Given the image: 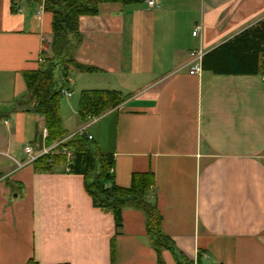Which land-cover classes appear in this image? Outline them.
I'll return each instance as SVG.
<instances>
[{
  "label": "crops",
  "instance_id": "0c3cea01",
  "mask_svg": "<svg viewBox=\"0 0 264 264\" xmlns=\"http://www.w3.org/2000/svg\"><path fill=\"white\" fill-rule=\"evenodd\" d=\"M16 5L0 0V264H176L166 248L158 259L141 210L123 207L116 230L82 175L24 163L26 144L45 143L22 72L53 56V33L41 4ZM262 18L264 0H104L79 16L72 52L93 69L69 65L58 83L67 98L78 90L77 104L82 90L124 96L87 122L76 106L77 129L112 155L118 186L153 172L148 200L194 264L198 254L200 264H264V76L187 69L192 49L211 51Z\"/></svg>",
  "mask_w": 264,
  "mask_h": 264
},
{
  "label": "trees",
  "instance_id": "16d2710c",
  "mask_svg": "<svg viewBox=\"0 0 264 264\" xmlns=\"http://www.w3.org/2000/svg\"><path fill=\"white\" fill-rule=\"evenodd\" d=\"M52 15V51L53 56L36 69L22 72L29 100L35 102V111L44 116L47 134L45 145L68 137L60 117V98L63 95L59 81L66 78L69 65L79 70H92L91 67L76 62L72 52L81 41L78 19L82 14H95L98 4L104 0H34ZM12 10H17L16 0H11ZM201 68L215 73H251L264 76V18L242 30L211 51L201 60ZM124 99L117 91L104 89L82 90L77 104L78 118L87 122L105 110L116 107ZM72 150L69 173L80 174L84 178V188L92 204L110 211L117 230L122 225V208L129 206L139 209L145 216V227L158 259L160 250L168 249L176 264H194L175 245L172 238L161 229L162 216L154 202L148 200V192L154 185L151 170L133 173L130 185L121 187L113 180L114 166L111 154L101 152L95 141L89 139L86 132L74 133L64 142ZM62 154L42 155L33 161V166L42 171H50L56 166L65 165ZM51 160V161H50ZM161 262V261H160ZM201 263V254L196 256Z\"/></svg>",
  "mask_w": 264,
  "mask_h": 264
},
{
  "label": "built area",
  "instance_id": "2783aa9c",
  "mask_svg": "<svg viewBox=\"0 0 264 264\" xmlns=\"http://www.w3.org/2000/svg\"><path fill=\"white\" fill-rule=\"evenodd\" d=\"M146 2L149 6H154L157 4V0H146ZM198 32H199V27L196 26L193 29L192 34L197 35ZM205 53H206V51H204L202 48H195V49L191 50L190 54L192 56V60L190 61V64L187 67L188 72L190 74H198L201 71V69H202L201 68V60H202V57ZM61 92L65 96L70 95V92L66 89H62ZM85 129H86V126H83L82 128L78 129L75 133L82 134L85 132ZM42 134L45 138V136L47 134V130L45 127L42 130ZM86 134H87L89 139L92 138V136L90 134H88V133H86ZM68 137L59 139L50 145H44L38 152L34 150L32 144H26L25 151L27 153V159H26V162H24V163L33 162L34 160H36L38 157H40L42 155L62 154L66 158L65 159L66 160L65 170L68 172L69 171V162L73 156L72 150L64 145V142L67 140ZM109 172L114 173V167H111L109 169Z\"/></svg>",
  "mask_w": 264,
  "mask_h": 264
},
{
  "label": "rangeland",
  "instance_id": "374dc122",
  "mask_svg": "<svg viewBox=\"0 0 264 264\" xmlns=\"http://www.w3.org/2000/svg\"><path fill=\"white\" fill-rule=\"evenodd\" d=\"M65 87H69L68 83H65ZM73 90V97L67 98L65 95H62L60 98V106H62V114H60L63 128L67 131L78 130V118L74 113V109L77 106V98H78V90H76L73 86H71ZM77 129V130H76ZM90 130V129H89Z\"/></svg>",
  "mask_w": 264,
  "mask_h": 264
}]
</instances>
